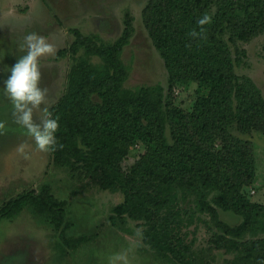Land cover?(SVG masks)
Masks as SVG:
<instances>
[{
	"label": "trees",
	"instance_id": "16d2710c",
	"mask_svg": "<svg viewBox=\"0 0 264 264\" xmlns=\"http://www.w3.org/2000/svg\"><path fill=\"white\" fill-rule=\"evenodd\" d=\"M204 16L210 20L199 25ZM142 22L168 70L167 86L125 85L130 67L122 55L135 33L129 13L117 40L74 28V40L58 51L71 66L50 108L59 122L54 165L121 191L112 224L141 221L143 243L160 257L210 264L183 233L208 216L214 247L238 253L231 264H264V203L248 193L258 179L254 144L236 134H264L263 92L236 72L247 55L240 43L264 34V0H148ZM135 145L144 152L132 160ZM27 206L62 229L65 203L48 185L11 199L0 215ZM219 209L242 223L223 221Z\"/></svg>",
	"mask_w": 264,
	"mask_h": 264
},
{
	"label": "rangeland",
	"instance_id": "374dc122",
	"mask_svg": "<svg viewBox=\"0 0 264 264\" xmlns=\"http://www.w3.org/2000/svg\"><path fill=\"white\" fill-rule=\"evenodd\" d=\"M147 2L0 0V211L11 199L25 192H39L45 185L58 200L64 201L67 211L60 230L31 206L11 218L0 215V264H177L158 256L143 243L141 221L128 219L114 226L110 216L113 208L124 200V194L101 189L83 174L54 165L51 151L38 150L34 138L16 123L12 104L2 90L8 67L23 54L17 50V41H22L28 32H35L52 44L55 51L39 58L40 86L47 89L44 102L32 112L34 122L39 123L66 90L71 59L57 53L74 40L73 29L96 34L104 41H115L122 35L126 13L134 18L135 33L122 55L130 67L125 85L167 86L168 70L142 22ZM240 45L246 48L247 55L244 63L237 65L236 72L253 78L264 95V34ZM236 134L254 144L258 179L248 188V193L253 200L264 203V134ZM142 152L143 147L135 145L131 159ZM219 213L230 225L243 221L234 212L219 209ZM204 219L183 229L187 241L196 255L208 263L231 264L238 253L214 247L213 231L207 225L210 218L204 216Z\"/></svg>",
	"mask_w": 264,
	"mask_h": 264
},
{
	"label": "clouds",
	"instance_id": "9594fccd",
	"mask_svg": "<svg viewBox=\"0 0 264 264\" xmlns=\"http://www.w3.org/2000/svg\"><path fill=\"white\" fill-rule=\"evenodd\" d=\"M210 17L204 16L197 23L204 25ZM193 37L197 36L192 32ZM17 50L23 53L16 62L8 67L7 77L2 82L4 95L11 102L16 123L22 126L35 140L40 151H53L57 147L56 132L58 119L49 111L39 123L33 120V108L40 106L45 99L47 89L40 86L42 77L39 58L52 54L55 49L42 36L28 32L22 41H17Z\"/></svg>",
	"mask_w": 264,
	"mask_h": 264
}]
</instances>
